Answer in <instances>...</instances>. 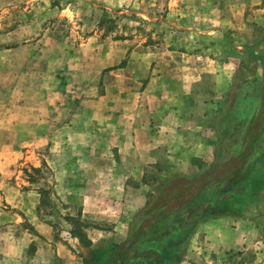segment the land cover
<instances>
[{
    "label": "rangeland",
    "instance_id": "obj_1",
    "mask_svg": "<svg viewBox=\"0 0 264 264\" xmlns=\"http://www.w3.org/2000/svg\"><path fill=\"white\" fill-rule=\"evenodd\" d=\"M199 1L0 0V255L10 259L0 264H26L34 254L30 245L46 240L40 227H52L59 238L70 224L88 225L82 199L91 188L86 183L95 155L89 151L117 145L136 115H150L143 104L150 96L148 81L161 73L173 79L171 67L183 59L178 41L200 52L198 63L224 58L205 50L209 40L194 42L189 33L217 29L203 25ZM213 37L222 39L217 32ZM242 45V58L231 60L237 69L233 89L218 117L234 95L263 85L264 22L255 27L252 45ZM259 107L260 100L239 105V144H224L228 158L243 148ZM259 139L264 147V129ZM16 149L17 159L11 156ZM155 177L147 178L151 187ZM261 185L258 199H264V176ZM197 217L186 213L178 223ZM201 242L189 243L185 264H264V245H236L215 254Z\"/></svg>",
    "mask_w": 264,
    "mask_h": 264
},
{
    "label": "crops",
    "instance_id": "obj_2",
    "mask_svg": "<svg viewBox=\"0 0 264 264\" xmlns=\"http://www.w3.org/2000/svg\"><path fill=\"white\" fill-rule=\"evenodd\" d=\"M198 6L202 10L198 14H202L203 25L217 29L205 34L191 28L189 33L195 35L194 42L199 41L196 37L209 40L205 41L208 46L205 50L221 52L224 58L209 56L207 61L204 58L198 63L196 57H203L200 52L193 54L189 45L178 41L179 48L184 49L178 55L183 59L176 67H171L175 74L173 79L164 80L161 73L148 81L150 96L143 104L150 107L147 109L150 115L145 119L136 115L130 130L123 133L125 136L117 145L88 150L95 159L91 163L93 173L86 183L91 188L83 194L82 218L89 221L83 230L94 246L107 241L125 242L133 219L146 207L150 190L161 179L173 174L194 175L217 161L221 132L219 108L233 89L237 70L231 60L242 58L243 42L252 45L255 27L264 22V3L263 0H200ZM216 32L222 39H214ZM225 45L227 52L222 51ZM207 79L211 83L207 84ZM199 91L202 93L198 94ZM17 150L11 153L16 159ZM150 173L156 176L154 187L147 182ZM263 222L264 199L257 198L247 203L240 213L198 223L190 242L203 241L201 244L208 245L215 254L236 245H264ZM33 224L40 227L38 222ZM70 225L59 238L54 236L52 227H40L42 233H39L46 240L43 245H30L35 247L34 254L26 259V264H55L56 261L83 264L84 249ZM0 259V263L2 259L10 260L1 255Z\"/></svg>",
    "mask_w": 264,
    "mask_h": 264
},
{
    "label": "trees",
    "instance_id": "obj_3",
    "mask_svg": "<svg viewBox=\"0 0 264 264\" xmlns=\"http://www.w3.org/2000/svg\"><path fill=\"white\" fill-rule=\"evenodd\" d=\"M54 6L58 7L59 1ZM258 100L260 107L249 138L228 158L223 153L224 144L229 141L228 148L239 144V135L235 136L241 120L239 105ZM218 123L217 161L194 175L173 174L161 179L149 193L146 207L133 219L125 242L94 246L83 227L74 229L85 251L83 264H182L198 223L240 213L247 203L257 200L264 176V147L259 139L264 129V81L255 90L234 95ZM186 213L198 217L180 225L178 219Z\"/></svg>",
    "mask_w": 264,
    "mask_h": 264
}]
</instances>
